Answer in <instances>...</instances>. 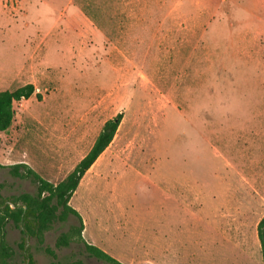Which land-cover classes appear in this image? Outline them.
<instances>
[{
    "label": "rangeland",
    "instance_id": "rangeland-1",
    "mask_svg": "<svg viewBox=\"0 0 264 264\" xmlns=\"http://www.w3.org/2000/svg\"><path fill=\"white\" fill-rule=\"evenodd\" d=\"M249 2L0 0V91L35 86L29 98L15 101L12 124L0 132L3 194L36 190L29 178L11 174L8 166L15 163L28 164L55 184L63 180L105 121L119 112L123 117L113 145L84 172L70 198L79 212L99 206L114 212L124 201L133 226H150L144 208H159L161 201L145 182L126 172L130 159L148 175L191 172L194 165L201 175L213 169L224 173L225 145L235 142L234 132L240 131L239 122L233 133L228 131L225 85H232L234 75L243 88L229 97L251 99L253 85L264 77V54H259L263 26ZM234 106L229 102V111ZM100 165L102 178L95 181ZM257 220L249 216L245 264H264ZM74 223L77 219L70 216L45 231L43 245L54 248L56 257L34 238L27 240L37 263L79 258L87 264H111L88 256L81 242L55 247L58 235ZM6 233L15 249L13 261L27 264L20 229L9 222ZM229 249L233 251L216 247L219 264H241L244 254ZM213 252L203 245L200 264H214Z\"/></svg>",
    "mask_w": 264,
    "mask_h": 264
},
{
    "label": "crops",
    "instance_id": "crops-1",
    "mask_svg": "<svg viewBox=\"0 0 264 264\" xmlns=\"http://www.w3.org/2000/svg\"><path fill=\"white\" fill-rule=\"evenodd\" d=\"M250 1L248 5L257 8V22L263 26L259 37L264 39V0ZM263 45L259 50L262 56ZM236 82L232 75L231 87L227 83L225 85L228 102L226 116L230 118L228 127H231L228 131L233 133L237 122L240 123V131L234 132L235 142L225 145L224 173L217 174L213 169L212 174L201 175L199 167L196 169L197 165H194L191 172L148 175L144 174L146 171L141 169L137 160L130 159L128 165H124L128 167L126 172L157 193L161 206L144 208L146 216L152 221L148 224L150 226L140 229L132 225V211L125 208L124 201L123 207L116 208L114 212H103L100 206L80 210L84 222L81 233L88 243L102 248L122 264H200L203 245L214 249V264L221 262L216 253L217 246H223L227 251L233 248L237 254H244L241 264L247 262L249 216L258 218L257 227L264 216V77L253 85L255 95L251 99L240 95L229 97V92L243 88ZM229 102L236 104L231 111ZM250 102L253 104L251 110ZM250 111L252 119L247 116ZM226 137H229L227 132ZM114 140L91 167L108 151ZM140 162L146 161L141 159ZM102 168L97 166L95 171L98 175L92 176V179L101 180ZM190 247L195 248L190 250Z\"/></svg>",
    "mask_w": 264,
    "mask_h": 264
},
{
    "label": "trees",
    "instance_id": "trees-1",
    "mask_svg": "<svg viewBox=\"0 0 264 264\" xmlns=\"http://www.w3.org/2000/svg\"><path fill=\"white\" fill-rule=\"evenodd\" d=\"M35 92L33 83H27L14 90L0 91V132L8 129L13 121L14 103L22 98H29ZM122 112L103 124L89 151L81 158L67 176L53 183L36 172L24 162L9 165L13 176L29 178L35 185L34 193L21 192L6 196L2 190L4 182H0V264H17L14 260L15 249L7 240L6 228L9 222L20 229L22 234L19 246L24 250L27 264H39L26 247L28 239L34 238L40 247L48 254L56 257V252L51 246H45V231H48L55 222L65 221L70 216L77 219V223L70 226L67 231H62L55 240V247L69 246L72 241L81 242L83 249L90 257L111 264H122L102 248L88 243L83 235L84 222L79 211L70 205L69 201L77 189L80 180L99 155L112 141L122 120ZM258 238L264 262V216L257 227ZM58 264V263H53ZM63 264H87L83 259L66 261Z\"/></svg>",
    "mask_w": 264,
    "mask_h": 264
}]
</instances>
